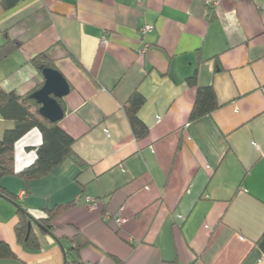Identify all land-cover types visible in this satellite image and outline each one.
<instances>
[{"label":"crops","instance_id":"obj_1","mask_svg":"<svg viewBox=\"0 0 264 264\" xmlns=\"http://www.w3.org/2000/svg\"><path fill=\"white\" fill-rule=\"evenodd\" d=\"M213 1L0 3V47L19 42L0 54V86L34 89L43 76L32 59L49 50L71 86L60 125L88 164L66 158L45 178L7 175L1 185L33 212L74 202L53 231L67 238L78 229L91 241L85 264H264V0ZM146 24L155 30L142 35ZM194 73L219 107L191 121ZM135 90L146 99L144 139L123 108ZM13 126L0 117V139ZM41 143L38 128L17 141L16 173ZM18 221L0 197V240L16 264H65L60 244L37 226L41 250L26 251Z\"/></svg>","mask_w":264,"mask_h":264},{"label":"trees","instance_id":"obj_2","mask_svg":"<svg viewBox=\"0 0 264 264\" xmlns=\"http://www.w3.org/2000/svg\"><path fill=\"white\" fill-rule=\"evenodd\" d=\"M20 1L0 0V3L4 9H10ZM17 45H19L18 41L7 40L0 47L1 56L7 57ZM32 63L41 74L44 67L56 68L50 59L49 50L35 56L32 59ZM187 83L192 87H197L196 99L190 113L191 121L206 116L219 107L213 86H198L197 73L187 78ZM43 84L44 77L42 83L24 94L14 90L8 92L0 86V117L14 123L12 128L5 130L2 139H0V193L13 199L17 203L15 206L19 221L16 225L15 232L18 243L26 251L39 252L41 250V244L34 230L37 225L33 222V219H36L43 225L45 230L39 226L37 227L45 234L53 237L60 245H63L66 253V264H85L80 253L84 247L91 244V241L78 229L72 237L67 238H59L53 231V220L71 208L74 202L33 212L20 204L17 197L10 194L1 185V179L7 175L17 174L27 181L45 178L66 158L72 159L83 168L88 166L87 162L74 150L73 145L75 140L61 127V121L53 123L43 117L39 112L40 105L30 97ZM59 102L66 113L63 99H59ZM145 102L144 95L138 90H135L123 106L132 131L137 139H144L149 134L148 126L139 117V111ZM34 128H38L42 134V143L36 148V158L31 165L16 173V143ZM257 245L264 253V233L258 240ZM17 262H19V258L10 244L0 240V263L16 264ZM118 263L124 264L122 261H118Z\"/></svg>","mask_w":264,"mask_h":264},{"label":"water","instance_id":"obj_3","mask_svg":"<svg viewBox=\"0 0 264 264\" xmlns=\"http://www.w3.org/2000/svg\"><path fill=\"white\" fill-rule=\"evenodd\" d=\"M42 75L44 77V84L39 89L35 90L30 97L40 105V114L49 121L56 123L61 121L65 116V110L61 106L59 99H63L70 93L71 86L62 72L56 68L49 66L44 67L42 69ZM0 197L9 200L14 205H17L13 199L2 193H0ZM33 222L41 229L45 230L39 221L33 219ZM60 246L63 250L64 256L66 257L63 245L61 244Z\"/></svg>","mask_w":264,"mask_h":264},{"label":"built area","instance_id":"obj_4","mask_svg":"<svg viewBox=\"0 0 264 264\" xmlns=\"http://www.w3.org/2000/svg\"><path fill=\"white\" fill-rule=\"evenodd\" d=\"M219 2H218V0H215V1H213V5H217ZM155 30V26L153 25V24H146L145 26H143L142 28H141V30H140V32H141V34L142 35H145V34H147V33H149V32H152V31H154ZM103 44H107V39H106V37L105 38H103ZM160 119V118H159ZM86 200H87V203L89 204V206H90V208H92V209H95L97 206H98V203H97V200L96 199H94V198H92V197H90V196H87L86 197ZM126 220H125V218H123V217H121L119 220H118V223H120V224H122V223H124Z\"/></svg>","mask_w":264,"mask_h":264},{"label":"clouds","instance_id":"obj_5","mask_svg":"<svg viewBox=\"0 0 264 264\" xmlns=\"http://www.w3.org/2000/svg\"><path fill=\"white\" fill-rule=\"evenodd\" d=\"M28 77H25V79H27Z\"/></svg>","mask_w":264,"mask_h":264}]
</instances>
